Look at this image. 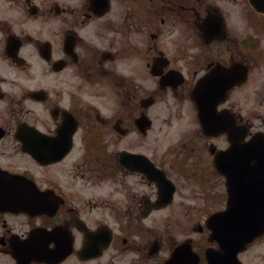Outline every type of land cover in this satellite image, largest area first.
<instances>
[{"label": "flooded vegetation", "instance_id": "1", "mask_svg": "<svg viewBox=\"0 0 264 264\" xmlns=\"http://www.w3.org/2000/svg\"><path fill=\"white\" fill-rule=\"evenodd\" d=\"M259 182L264 0H0V264H264Z\"/></svg>", "mask_w": 264, "mask_h": 264}, {"label": "water", "instance_id": "2", "mask_svg": "<svg viewBox=\"0 0 264 264\" xmlns=\"http://www.w3.org/2000/svg\"><path fill=\"white\" fill-rule=\"evenodd\" d=\"M229 182H230V185H231V189H230V191H231V198H230V201L233 204V201H234V192H235V186H234L235 182H234V180H233L232 177L230 178V181ZM257 201H258L257 208L259 209V211H263L264 210V204H262V203L264 202V196H263V194H262V192H261L260 189L257 190ZM263 222H264V215L261 216V222L260 223H255L254 224V229L256 227V224H257V226L263 225Z\"/></svg>", "mask_w": 264, "mask_h": 264}]
</instances>
